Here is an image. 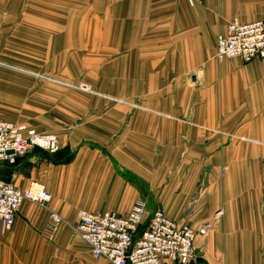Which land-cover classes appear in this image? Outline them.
I'll list each match as a JSON object with an SVG mask.
<instances>
[{"label":"crops","instance_id":"0c3cea01","mask_svg":"<svg viewBox=\"0 0 264 264\" xmlns=\"http://www.w3.org/2000/svg\"><path fill=\"white\" fill-rule=\"evenodd\" d=\"M233 19L264 0H0V120L61 141L0 180L44 184L71 224L142 200L196 231L193 264H264V59H216ZM48 226L25 202L0 264H111Z\"/></svg>","mask_w":264,"mask_h":264},{"label":"built area","instance_id":"2783aa9c","mask_svg":"<svg viewBox=\"0 0 264 264\" xmlns=\"http://www.w3.org/2000/svg\"><path fill=\"white\" fill-rule=\"evenodd\" d=\"M187 1L190 6L203 2ZM216 59H239L244 63L264 59V19L249 24L233 19L226 33L217 38ZM35 150L55 155L60 150V140L55 134L40 133L26 124L0 120V165L13 166L19 156ZM52 199L42 183L33 181L22 189L0 181V236L13 230L22 205L30 202L48 210L45 237L54 239L67 222L50 207ZM209 227L205 225L200 233L205 234ZM73 230L89 246L94 259L111 264H193L197 259L196 231L170 219L162 209L148 215L147 203L142 200L126 215L81 211Z\"/></svg>","mask_w":264,"mask_h":264},{"label":"rangeland","instance_id":"374dc122","mask_svg":"<svg viewBox=\"0 0 264 264\" xmlns=\"http://www.w3.org/2000/svg\"><path fill=\"white\" fill-rule=\"evenodd\" d=\"M80 85V84H79ZM83 90V89H82ZM84 91H86V92H89V91H87V90H84ZM78 92V91H77ZM50 134H55V135H57V133H50ZM58 136V135H57ZM58 138H59V136H58ZM59 140H60V138H59ZM60 145H61V141H60ZM60 151V150H59ZM16 165V164H15ZM15 165H13V166H15ZM8 166H10V165H8ZM0 181H2V180H0ZM38 206V205H37ZM40 207V206H39ZM63 225H66L69 229H70V231H71V234H72V236H73V239H72V241L75 239V238H78L79 240H81L75 233H74V230H73V226H75V224H71V223H66V224H63ZM62 225V226H63ZM45 235V234H44ZM45 239L46 240H48V241H53L54 239H55V237H54V239H52V240H50V239H48V238H46L45 237Z\"/></svg>","mask_w":264,"mask_h":264},{"label":"trees","instance_id":"16d2710c","mask_svg":"<svg viewBox=\"0 0 264 264\" xmlns=\"http://www.w3.org/2000/svg\"><path fill=\"white\" fill-rule=\"evenodd\" d=\"M199 264V263H198Z\"/></svg>","mask_w":264,"mask_h":264}]
</instances>
